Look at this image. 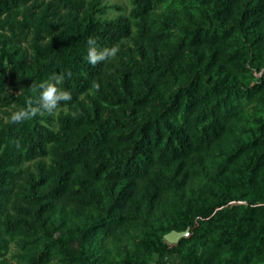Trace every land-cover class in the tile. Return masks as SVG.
Returning a JSON list of instances; mask_svg holds the SVG:
<instances>
[{
    "label": "trees",
    "instance_id": "1",
    "mask_svg": "<svg viewBox=\"0 0 264 264\" xmlns=\"http://www.w3.org/2000/svg\"><path fill=\"white\" fill-rule=\"evenodd\" d=\"M165 2L132 0L131 16L106 21L100 0H0V107L34 105L39 83L53 74L72 93L52 114L0 123V264L16 236L31 238L40 228L48 242L43 252L24 249L28 264L45 263L54 249L71 264H96L94 240L112 236L163 193L189 186L186 175L177 179L180 168L213 160L252 104L253 128L227 159L242 162L244 174L194 208L197 225L149 228L189 230L178 245L182 264L264 260V76L252 83L251 74L264 71V0H196L204 20L188 15L178 33L169 19L148 21ZM133 27L142 57L153 54L143 67L122 62L135 58L123 44ZM89 37L98 47L116 46L117 55L91 65ZM9 69L18 94L5 93ZM71 221H84L76 249L53 240V227ZM209 234L208 250L191 253ZM144 247L166 264L167 246L148 235L119 264H146Z\"/></svg>",
    "mask_w": 264,
    "mask_h": 264
},
{
    "label": "rangeland",
    "instance_id": "2",
    "mask_svg": "<svg viewBox=\"0 0 264 264\" xmlns=\"http://www.w3.org/2000/svg\"><path fill=\"white\" fill-rule=\"evenodd\" d=\"M166 0L165 3L159 5L149 16L148 21L159 25L164 19L171 20V24L175 25L173 32L178 33L181 24L186 25V16L191 15L198 19L204 20L203 9H201L194 2L196 0H185L181 2L178 0ZM172 4L176 5V14ZM100 7L105 8L106 14L103 19L108 21L119 16H131L132 0H100ZM134 25V19L131 18ZM208 21V20H207ZM1 33V32H0ZM5 34L2 33V35ZM136 29L132 28V36L123 42L125 48L134 50L135 58L131 56L124 57L122 62L131 64L135 67H143L149 63L153 54L149 57H142V52L136 45ZM8 45L10 43L7 42ZM22 50L28 51L27 44L21 45ZM119 60V59H118ZM120 61V60H119ZM253 76L252 83L257 82L263 75L264 71L256 73L251 69ZM19 81L15 72L11 69L8 71V81L6 87V94H18ZM177 85H174V88ZM92 93L89 92V95ZM87 102L89 100L87 99ZM255 104L249 105L245 108L243 114L236 123V131L229 135L220 150L216 153V157L207 161L200 158H194L188 169L180 168L178 180L184 175L188 177L189 186L178 191L165 192L160 197L158 203L151 208L147 205L143 206L142 210L133 215L134 219L126 225L117 228L114 234L108 238L98 236L92 247V258L96 264H119L125 254L132 252L139 244V240L143 235L150 236L155 242L159 241L165 244L168 248L166 255V264H182V251L185 248L178 247L180 241L189 237V230L171 231V233L182 234L181 237L174 243L168 240L170 233H154L149 226L159 222H169L172 225L181 227L183 223L193 222L196 225L200 221L194 213V208L202 202L203 199L209 198L211 194L216 193L217 188L220 187L222 181H226L229 185L235 184L239 177H241L245 168L242 162L233 163L228 162L227 159L232 154L234 148L243 141V131L253 128V121L255 118ZM65 111V110H63ZM12 110L9 108L0 107V123H6L9 120ZM58 111L53 114L56 117ZM128 118L133 119L135 116L130 111L126 112ZM53 125V124H52ZM30 163L26 166H31ZM172 173V172H171ZM189 208V209H187ZM180 218L182 221H180ZM84 221H71L63 228L53 227V240H65L67 244L76 249L75 237L79 226ZM214 235H206L204 237V245L200 248L198 245L191 248V253H198L199 250H208L210 242ZM242 240V239H241ZM29 242L28 246H24L23 242ZM48 242V237L40 228L31 238H25L24 234L16 236L9 244L8 252L3 259L6 264H28L24 258V249H31L32 254L43 252L44 245ZM193 248V249H192ZM145 255L143 260L146 264H156L157 257L150 253L148 248L144 247ZM45 254V253H44ZM49 260L43 264H71L66 259L59 249L48 251ZM251 264H264V260H255Z\"/></svg>",
    "mask_w": 264,
    "mask_h": 264
},
{
    "label": "clouds",
    "instance_id": "3",
    "mask_svg": "<svg viewBox=\"0 0 264 264\" xmlns=\"http://www.w3.org/2000/svg\"><path fill=\"white\" fill-rule=\"evenodd\" d=\"M88 50L85 59L91 65L98 62L113 59L118 52L116 46L98 47L95 37H89L87 40ZM62 75L53 74L47 80L39 83L37 87V96L34 105L29 103L26 107H18L10 114V122L19 123L30 119L43 111L52 114L61 102L72 100V93L69 90L60 88Z\"/></svg>",
    "mask_w": 264,
    "mask_h": 264
},
{
    "label": "water",
    "instance_id": "4",
    "mask_svg": "<svg viewBox=\"0 0 264 264\" xmlns=\"http://www.w3.org/2000/svg\"><path fill=\"white\" fill-rule=\"evenodd\" d=\"M182 234H175V233H171L168 234V240L171 242V243H174L178 240L179 237H181Z\"/></svg>",
    "mask_w": 264,
    "mask_h": 264
}]
</instances>
